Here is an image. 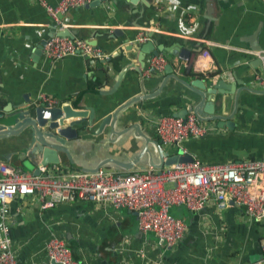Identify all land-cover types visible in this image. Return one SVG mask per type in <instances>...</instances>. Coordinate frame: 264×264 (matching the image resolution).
Masks as SVG:
<instances>
[{
    "label": "crops",
    "instance_id": "1",
    "mask_svg": "<svg viewBox=\"0 0 264 264\" xmlns=\"http://www.w3.org/2000/svg\"><path fill=\"white\" fill-rule=\"evenodd\" d=\"M47 1L55 4L58 0ZM137 4L138 2L129 0H118V3L115 0H103L93 8L84 4L69 8L59 14V17L69 25H83L93 16L104 30L115 27L123 29L122 37L127 41L124 39L116 47L118 53L111 56L105 65L106 68L109 66L110 72L123 63L122 58L128 53L129 59L136 58V53H133L137 42L135 39L142 29H156L165 37H177L178 34L191 37L202 28L207 9L210 8L214 21L210 26L204 25L207 38L193 37L194 43L185 41L189 50L203 42V49L198 51L191 67L188 66V59L177 56L178 50L174 47L161 52L173 64V71L185 81L206 78L208 85L219 72L224 73L226 79H232L230 70L242 65L237 74L246 84L253 88H264V85L257 83V76H264V0H154L143 12L138 10ZM127 17H134L136 25L126 24ZM147 21L151 23L149 27H145ZM188 22L193 25L191 30L187 27ZM54 29L53 21L37 0H0V113L3 117L9 118L17 108L13 106L12 110L3 109L8 101L5 93L10 91L13 92L14 101L23 100L22 94L27 92L31 103L42 90L48 91L60 101L63 100L58 92L62 85V72L50 76V66L54 60L47 58L43 50L39 54L34 52L44 37L55 33ZM252 33L256 37L253 41L260 49L251 47L249 37ZM171 41L172 39L168 42ZM131 43L132 49H125ZM115 57H118L117 65ZM128 58L126 59L129 60ZM197 59L206 63L209 68L214 65L213 71L216 72L213 77L194 71ZM251 61L254 65H250ZM84 62V69L90 72L86 86H81L77 93L67 95L65 99H71L78 106L88 101L96 108L103 102L115 103L111 97L119 94L98 95L92 92L97 85L88 88L90 78L98 80L93 76L99 71L96 67L98 61L94 65ZM128 74L135 76V71L130 69ZM139 76L143 79L146 91L156 89V84L167 77L164 69L147 77L141 70ZM126 80L128 76L124 77V81ZM81 83L74 80L65 83V88L69 91L75 84ZM117 91L121 93L120 89ZM242 91L250 97L251 109L264 102V94L251 93L245 89ZM132 93H136V90L130 92ZM187 95L189 97L195 93L182 81L170 76L165 80L158 96L143 100L142 103L137 100L119 112L115 127L119 131L126 129L123 133H111L108 126L96 135L85 131L78 139L67 142L71 161L64 156L59 163L49 162L46 165L50 170L54 166L82 169L85 166L92 167L104 157L128 160L145 145L144 139L137 134L139 129L160 141L151 119L161 114V106L151 104L172 96L180 98V101L171 103L170 110L190 108ZM121 101L116 100L113 107ZM231 105L232 101H229L228 106ZM201 121L215 124L216 129L210 134L226 132V128L219 127L216 120ZM248 124L251 125V122ZM262 127L261 134H264V125ZM236 131L250 132L248 128H237ZM160 144L169 154L178 150L177 145L166 147ZM25 145L26 139L19 134L1 137L0 161L35 172L36 167L43 164L30 161L22 151ZM146 145L148 151L140 155L129 170L153 166L151 159L158 161L159 150L152 142ZM239 157L248 156L240 151ZM218 160L224 159L209 158L207 161ZM108 167L125 170L116 163ZM171 207L173 211L169 213L183 218L187 229L180 241L168 246L159 240L154 231L140 230L136 213L128 207L74 199L43 208L35 195L18 194L8 205L10 226L14 228L11 237L16 246L17 264H51L44 247L52 236L64 239L72 256L86 264H264L259 243L264 234V221L247 217L243 208L233 200H229L221 210L215 207L213 201H209L199 211H192L183 204H173L169 210Z\"/></svg>",
    "mask_w": 264,
    "mask_h": 264
},
{
    "label": "water",
    "instance_id": "2",
    "mask_svg": "<svg viewBox=\"0 0 264 264\" xmlns=\"http://www.w3.org/2000/svg\"><path fill=\"white\" fill-rule=\"evenodd\" d=\"M101 1L103 0H90L84 5L93 8L99 5ZM115 1L118 3V0ZM129 1L133 3L138 2V10L143 12L154 0ZM213 21L212 9L208 8L202 28L191 37L183 34H178L179 36L177 37H165L161 31L150 29L151 23L147 21L145 27H149V29L144 28L142 30L148 38L144 42H136L133 51V53H136V58L129 59L128 54L130 53H128L125 57L129 60L125 57L122 58L123 63H120L118 68H114L110 72L109 66L106 68L105 65L111 56L118 53L116 47L121 45L124 39V41H127L126 38L123 39L122 37L123 29L115 27L111 30H104L98 25V20L93 16L87 19L83 25H68L59 31L54 29L55 33L70 37L76 36L85 39L94 46L104 49L108 55L100 58L97 62L96 67L99 71L94 73L93 76L98 78L99 83L94 87L92 92L98 95L119 94V96L111 98L115 103L116 100L122 101L115 107H113L115 103L111 101L110 103L103 102L101 106L96 108L91 106L88 101L78 106L74 105L71 99H65L67 95L77 93L81 86H86L87 76L90 74L89 71L84 69L85 59L82 55L67 54L55 59L51 63L49 71L50 76L62 72V76L60 77L62 85L58 92L63 100L54 106L34 105L30 103V95L27 92L22 94L23 100L17 101L13 99V92L5 93L8 101L6 103L7 106L5 105L3 109L12 110L13 106L17 108L9 118L3 117L2 113H0V117H2L0 119V138L8 135H21V138L26 139L27 142V145L22 149L23 153L28 155L30 161L37 162L38 164L59 163L61 157L64 158V156L71 161L72 158L67 147L69 140L78 139L85 131L94 135L99 134L105 126L109 127L111 133H123L126 129L119 131L115 127L119 112L132 105V103L137 102V100L142 103L143 100L158 96L165 80L171 76L182 81L185 86L195 93L193 96L188 97L187 95V100L191 104L190 108L184 107L177 111L170 110L169 105L171 103H179L180 101V98L172 96L158 99L151 105H160L159 110L161 114L173 113L175 115H184L191 110L196 114L198 120H216L219 127L226 128V132L185 138L180 141V145L186 151L183 152L182 148H178L176 152L169 154L168 151L161 147L159 140L152 138L139 129L137 134L144 139L145 145L130 159L120 161L113 157H104L98 160L92 167L85 166L82 169L95 170L99 166H108L116 163L125 169L123 173H127L133 167L138 157L145 151H148L146 145L148 142H152L159 150L158 161L152 159L150 161L153 167L157 168L168 166L174 162L191 161L195 157L205 161L209 160V158L237 160L240 158V151H244L246 156L254 159L263 157L264 134L261 133L263 132L262 125H264L262 124L264 120L262 119L264 117V102H260L251 109V99L242 90L245 89V91L248 90L251 93L264 94V88H253L246 84V81L237 74L238 68L242 65H238L234 70H230V78L232 79H226L224 74L219 72L216 74L215 80H211L208 85L206 78H196L191 81L181 79L173 71L174 68L171 62H167L164 66V72H166L167 77L161 83L156 84L157 87L154 90L146 91L143 86V79L139 76L142 67L146 65V57L148 55L157 54L172 47L178 50V57L189 60L188 66L191 67L196 54L203 49V42H200V45H195L193 49L189 50V46L185 41L194 43L193 37L207 38L205 36L207 30L204 25L210 26ZM125 22L126 24L136 25L134 17H127ZM49 36L44 37L37 44L34 50L35 53H41L43 44ZM254 37V33L249 37L251 47L253 49H260L253 41ZM170 39L172 41L168 42ZM132 46L133 44L131 43L125 49H132ZM34 57L36 58V55ZM250 65H254L252 61ZM130 69L135 71V76L128 74ZM125 76H128V80L126 81H124ZM251 79H253V75ZM74 80L77 83L80 81L82 83L75 84L68 91L65 88V83L68 84ZM118 89L121 90V93H118ZM133 90H136V93L130 94ZM42 91L46 92V90ZM0 93H2L1 89ZM229 101H232L231 106H228ZM249 122H251L252 126L248 124ZM134 127L138 128L137 125H134ZM237 128H248L250 132L238 133L236 131ZM36 168L34 173L39 172V167ZM9 232L10 235H13L14 228L10 226ZM50 263L55 264L54 261H50Z\"/></svg>",
    "mask_w": 264,
    "mask_h": 264
},
{
    "label": "built area",
    "instance_id": "3",
    "mask_svg": "<svg viewBox=\"0 0 264 264\" xmlns=\"http://www.w3.org/2000/svg\"><path fill=\"white\" fill-rule=\"evenodd\" d=\"M54 23L56 31L69 24L59 17L69 8L78 7L90 0H58L55 4L37 0ZM187 27L193 25L188 22ZM148 36L140 31L137 42ZM44 55L55 60L67 54H80L88 65H94L107 54L99 47L76 36L53 33L42 47ZM168 58L161 52L150 54L142 74L149 76L164 69ZM197 59L194 71L209 77L214 69ZM224 72V71H223ZM224 74V73H223ZM257 83L264 85V76H257ZM34 105L54 106L60 100L48 92H40L31 102ZM153 128L164 146L177 145L191 136L213 133L215 124L198 120L193 111L184 115L160 114L154 119ZM183 152L186 150L182 148ZM18 194H33L43 208L64 201L81 199L114 207H128L137 216L140 230H152L159 240L170 246L180 241L187 229L183 218L169 213L173 204H183L192 211L201 210L213 201L219 210L229 200L241 206L247 217L264 221V156L258 159L243 157L237 160L174 162L168 166L146 167L127 173L99 166L95 170L62 168L50 170L46 164L34 173L7 161H0V264H17L16 246L9 232L8 205ZM261 258L264 259V234L260 237ZM49 261L55 264H86L75 259L72 251L59 236L50 237L45 243ZM253 264V263H243Z\"/></svg>",
    "mask_w": 264,
    "mask_h": 264
},
{
    "label": "trees",
    "instance_id": "4",
    "mask_svg": "<svg viewBox=\"0 0 264 264\" xmlns=\"http://www.w3.org/2000/svg\"><path fill=\"white\" fill-rule=\"evenodd\" d=\"M117 59H118V57H115V58H114V60H115V64H116V65L118 64ZM214 72H216V71H212V72H210V74H213ZM199 74H200V73H199ZM97 84H98V80H97V79H92V78H90L89 81H88V88H89V87H93V86H95V85H97ZM249 158H252V157H249Z\"/></svg>",
    "mask_w": 264,
    "mask_h": 264
},
{
    "label": "rangeland",
    "instance_id": "5",
    "mask_svg": "<svg viewBox=\"0 0 264 264\" xmlns=\"http://www.w3.org/2000/svg\"><path fill=\"white\" fill-rule=\"evenodd\" d=\"M176 207H177V206H176ZM169 211H170V213H171V212L173 211V207H171Z\"/></svg>",
    "mask_w": 264,
    "mask_h": 264
}]
</instances>
